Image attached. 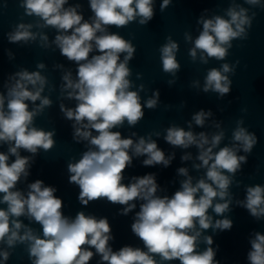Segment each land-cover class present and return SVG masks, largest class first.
<instances>
[{"label":"clouds","instance_id":"1","mask_svg":"<svg viewBox=\"0 0 264 264\" xmlns=\"http://www.w3.org/2000/svg\"><path fill=\"white\" fill-rule=\"evenodd\" d=\"M88 3L93 15L85 19L79 11L80 3L19 0L23 15L37 19L26 23L21 16V22L6 36L10 43L24 44L35 42L39 37V46L47 49L51 46L48 36L33 29L51 27L57 31L52 43L62 56L76 65V78L67 71L60 85L61 96L75 100L76 104L66 107L61 102L59 109L64 119L73 122L72 140L87 142V150L80 158H72L67 164L68 182L78 187L77 200L84 207L90 202L105 200L123 206L118 214L127 216L137 208L139 201V211L135 212L130 227L143 247L126 245L114 251L109 243L114 236L108 218H98L82 210L74 218L65 215L63 199L56 195L57 188L45 185L42 179L29 183L26 193L17 187L22 178L27 180L39 152H48L56 145L55 129L35 126V119L53 104L49 96L42 95L49 84L48 78L39 71L45 68L43 62L37 63V71L20 68L8 75L2 85L6 93L0 92V144L8 145L6 153L0 151V205H6L0 207V244L8 248L26 245L31 264H89L94 255H99V264H166L171 261L220 264L216 260L219 246L214 249L213 237L204 232L233 228V220L224 216L232 211L230 187L233 184L240 187L242 182L235 177L248 162L247 154L257 144V136L249 132L241 118L232 129L230 143L221 146L226 138L222 122L212 121L211 127L216 131L211 133L192 130L193 122L204 128L213 116L211 109H200L192 115L188 130L173 123L164 130V140L181 149L194 146L199 163L193 167L205 170L202 177L194 183L188 169L180 167L178 174L185 179L171 196L157 194L160 186L154 173L133 176L131 182L124 183L125 169L132 165L133 157H146L142 161L145 167L163 165L165 168L174 158V153L166 157L152 139L153 135H161L159 131L134 140L135 132L123 138L120 131L113 130L122 128L125 122L134 128L144 118L145 108L155 110L160 105L159 89L142 99L140 93L146 91L145 85L136 86L130 79L133 73L129 62L134 59L135 45L118 32L109 31L111 26L119 29L133 22L147 25L155 16V0H88ZM171 3L172 0H162L160 11H165ZM244 3L264 8L261 0H244ZM248 11L233 3L223 16L199 17L197 23L202 25V30L195 39L190 33H184L185 42L191 44L188 49L191 61L204 65L210 59L225 61L232 42L248 38L256 16L255 12L249 16ZM158 51L162 71L173 78L168 81L172 85L181 69L177 60L179 44L168 36ZM8 55L12 58L11 52ZM235 68L236 65L227 62L219 68H209L202 87L199 80L193 81L191 86L204 93H216L222 99L231 93L229 74H234ZM136 78L142 79V74L136 73ZM134 87L136 90H132ZM21 149L30 155H21ZM241 151L246 155H239ZM10 156L14 157L11 162ZM191 158L190 153L181 157L183 161ZM235 205L246 209L257 221L264 219V186L246 185L245 199L235 200ZM209 209L224 218L214 220ZM20 217L39 224L42 233L25 225ZM249 243L248 264H264V234L255 232ZM200 244L206 247L200 250ZM11 255L7 250H0L5 262Z\"/></svg>","mask_w":264,"mask_h":264}]
</instances>
